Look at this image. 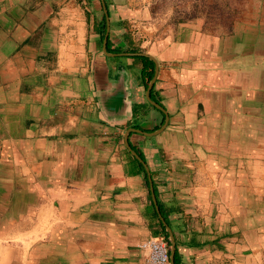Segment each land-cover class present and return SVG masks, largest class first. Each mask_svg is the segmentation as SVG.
Segmentation results:
<instances>
[{"label":"crops","instance_id":"crops-1","mask_svg":"<svg viewBox=\"0 0 264 264\" xmlns=\"http://www.w3.org/2000/svg\"><path fill=\"white\" fill-rule=\"evenodd\" d=\"M223 1L0 0V264H264V0Z\"/></svg>","mask_w":264,"mask_h":264},{"label":"rangeland","instance_id":"rangeland-1","mask_svg":"<svg viewBox=\"0 0 264 264\" xmlns=\"http://www.w3.org/2000/svg\"><path fill=\"white\" fill-rule=\"evenodd\" d=\"M127 1L130 4H132L131 5L132 8H136L137 10H140L141 19H144L145 17L144 12L147 14V19L144 21H149L148 23H145L148 29H149V26L152 24L158 25L159 20L164 18L166 9H170V8L175 9V10L178 9L179 7H180L179 9L183 8L182 12L178 11L181 15L177 16V18L183 17V19L188 18L190 16L189 14H186L187 9L188 11H191V9H200L202 11H207V9H209V11L213 15V18H215L217 21L223 20L224 14L228 15L226 16L227 17L226 20H229L230 17H232L231 12L228 11V8H227L228 5L226 6V9L224 10L225 3L223 0H209V1L207 0H127ZM232 2H235V1H232ZM125 19L127 20L128 18H125ZM143 26H141V29ZM144 34L145 33H141L135 29L133 37L134 39H136V41L142 42V40L145 39V37H143Z\"/></svg>","mask_w":264,"mask_h":264},{"label":"built area","instance_id":"built-area-1","mask_svg":"<svg viewBox=\"0 0 264 264\" xmlns=\"http://www.w3.org/2000/svg\"><path fill=\"white\" fill-rule=\"evenodd\" d=\"M139 249L144 253V264H169L170 262L168 243L162 235L144 240L140 243Z\"/></svg>","mask_w":264,"mask_h":264},{"label":"flooded vegetation","instance_id":"flooded-vegetation-1","mask_svg":"<svg viewBox=\"0 0 264 264\" xmlns=\"http://www.w3.org/2000/svg\"><path fill=\"white\" fill-rule=\"evenodd\" d=\"M99 1H101V2H103V3L105 4V8H106V10H107V14H105V15H104V18H103V20H104V24H106V20H107L108 18H111V17H112L113 12H114V14H117V15H116V18H118V19H122L123 16L126 15V9L124 8V6H126V5L129 6L127 0H117V1H118V4H117V8H118V9L113 8L112 11L109 10L110 8H109V6H108V2H107V0H99ZM121 3H123V4L121 5ZM103 10H104V6H103ZM123 13H124V14H123ZM118 21L122 22V20H118ZM125 21H126V20H125Z\"/></svg>","mask_w":264,"mask_h":264},{"label":"trees","instance_id":"trees-1","mask_svg":"<svg viewBox=\"0 0 264 264\" xmlns=\"http://www.w3.org/2000/svg\"><path fill=\"white\" fill-rule=\"evenodd\" d=\"M147 63L148 65L146 66V69L144 70V73L142 74V78L145 80L146 84L153 78V75H154V63L151 61H147ZM134 162H137V161L135 160ZM138 167L141 170H143V167L140 164H138ZM161 211H162V214H164L163 209H161ZM176 264H178L177 259H176Z\"/></svg>","mask_w":264,"mask_h":264},{"label":"water","instance_id":"water-1","mask_svg":"<svg viewBox=\"0 0 264 264\" xmlns=\"http://www.w3.org/2000/svg\"><path fill=\"white\" fill-rule=\"evenodd\" d=\"M152 86V85H151ZM150 86V87H151ZM133 155L135 156V158L142 164L143 162H142V160L140 159V157L136 154V153H134L133 152ZM143 165H144V163H143ZM145 166V165H144ZM159 212V211H158ZM161 221L166 225V223H165V221H164V219L162 218V216H161ZM168 227V226H167ZM167 230L169 231V233H170V235H171V237H172V234H171V231H170V229L169 228H167ZM172 243V245H173V249H172V253H171V255L172 254H174V242L172 241L171 242ZM173 256V255H172ZM173 264H174V262H172Z\"/></svg>","mask_w":264,"mask_h":264}]
</instances>
